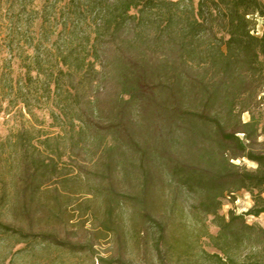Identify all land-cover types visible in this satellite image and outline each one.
<instances>
[{
	"label": "rangeland",
	"instance_id": "rangeland-1",
	"mask_svg": "<svg viewBox=\"0 0 264 264\" xmlns=\"http://www.w3.org/2000/svg\"><path fill=\"white\" fill-rule=\"evenodd\" d=\"M85 5V0H0V221L34 234L54 233L86 249L72 252L0 231V264L263 263V247L212 240L219 232L213 217L192 208L199 195L169 171V154L170 160L203 165L196 154L213 149L212 131L199 126L189 146L179 129L169 131V113L149 112L169 111V46L139 42L129 52L121 39L107 37L98 81L76 66L90 59L93 21ZM255 21L261 31L262 20ZM207 41L199 43L205 56L192 67L195 77L212 81L214 72L203 61L215 43L212 37V44ZM128 56L155 71L161 91L150 107L135 103L128 113V135L138 148L125 133L101 129L116 121L120 99H127L117 74L123 62L131 65ZM261 95L262 104L252 109L260 141L264 88ZM234 163L255 167L247 160ZM254 194L244 189L233 203L223 199L219 214L246 213ZM151 219L164 226L162 238ZM245 219L264 228V213Z\"/></svg>",
	"mask_w": 264,
	"mask_h": 264
},
{
	"label": "trees",
	"instance_id": "trees-1",
	"mask_svg": "<svg viewBox=\"0 0 264 264\" xmlns=\"http://www.w3.org/2000/svg\"><path fill=\"white\" fill-rule=\"evenodd\" d=\"M85 3V12L93 21V38L87 55L89 61L81 59L76 66L85 67L101 81L100 64L108 52L107 37L109 42L112 38L121 39L129 52L136 50L139 42L169 46V111L149 112L156 116L169 113V131L179 133V129L189 146L196 142L199 126L212 131L213 148L211 152L196 154L203 165L181 162L177 158L170 160L173 156L169 154V171L179 184L199 195L198 203L192 208L213 217L219 232L211 237L212 240H222L226 244H242L247 240L264 248V228L248 224L245 219L248 215L258 217L264 213L261 197L264 140H259V120L252 111L262 104L264 88V0H197L196 5L194 0H85ZM255 18L262 20L258 35L255 34ZM217 33L221 35L217 37ZM211 37L215 44L207 54L208 61H203L214 72V79L209 81L195 77L192 64L198 62L200 54L201 58L205 56L204 51H199V43L207 38L212 44ZM127 59L131 65L121 62L122 69L117 74L127 99H120L121 113L116 121L102 125L101 129L125 133L128 143L138 148L128 135L131 122L128 113L135 103L147 109L156 102L161 91L154 80V70L138 58L128 56ZM62 60L66 63L64 57ZM96 65L100 69H96ZM237 91L239 94L235 95ZM217 111H224V114ZM245 113L248 121L242 120ZM238 160H247L255 167L248 169L234 163ZM244 189L255 192L253 206L244 214L229 211L227 218L221 216L218 211L222 200L226 198L233 203L236 194ZM151 220L162 238L164 226ZM0 231L21 240L41 238L72 252L86 250L82 245L59 239L54 233L34 234L23 226L2 221ZM215 247L224 250L217 243ZM112 264L124 263L116 259Z\"/></svg>",
	"mask_w": 264,
	"mask_h": 264
},
{
	"label": "built area",
	"instance_id": "built-area-1",
	"mask_svg": "<svg viewBox=\"0 0 264 264\" xmlns=\"http://www.w3.org/2000/svg\"><path fill=\"white\" fill-rule=\"evenodd\" d=\"M260 33H261V31L258 30V26H257V27L255 28V34L258 35V34H260Z\"/></svg>",
	"mask_w": 264,
	"mask_h": 264
}]
</instances>
